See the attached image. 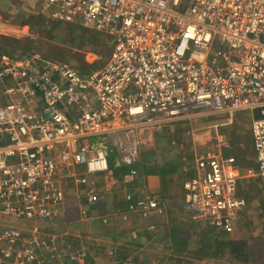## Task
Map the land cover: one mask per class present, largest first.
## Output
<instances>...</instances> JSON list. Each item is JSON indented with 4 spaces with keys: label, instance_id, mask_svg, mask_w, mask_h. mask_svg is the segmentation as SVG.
<instances>
[{
    "label": "built area",
    "instance_id": "obj_1",
    "mask_svg": "<svg viewBox=\"0 0 264 264\" xmlns=\"http://www.w3.org/2000/svg\"><path fill=\"white\" fill-rule=\"evenodd\" d=\"M39 1L47 18L78 19L106 36L111 51L87 74L38 53L1 56L0 264H46L56 238L34 223L58 217L64 178L88 207L120 184L127 214L162 216V199H136L130 187L142 144L179 120L244 111L256 163L245 176L259 179L264 204V0ZM19 29L0 18L1 38ZM217 142L194 150L182 208L195 224L230 234L246 205L237 186L245 176L223 154L224 136ZM112 153L125 168L119 176ZM21 219L35 221L32 229L22 233Z\"/></svg>",
    "mask_w": 264,
    "mask_h": 264
},
{
    "label": "rangeland",
    "instance_id": "obj_2",
    "mask_svg": "<svg viewBox=\"0 0 264 264\" xmlns=\"http://www.w3.org/2000/svg\"><path fill=\"white\" fill-rule=\"evenodd\" d=\"M30 16L34 19L28 21ZM38 16L44 18L43 23L36 19ZM0 18L7 28L23 29L24 32L11 31L12 33H7L12 35L8 36L9 39H15L20 44L28 45L31 48L28 54L38 53L43 57L65 61L74 67L82 65V70H85L90 67L92 69L101 68L111 51L109 39L100 34L99 36H102L106 46L102 49V53L91 54L89 52L92 48L91 42L88 41L85 34L89 28L78 19H73L70 22H56L47 18L42 13V5L39 0H0ZM0 42L4 43L1 36ZM93 48L96 47L93 46ZM248 118L244 111H233L229 114L209 115L191 121L179 120L172 123L175 128L173 132H165V136L175 135L176 130L184 134V138L181 140L175 138L178 149L164 148L163 144H160L162 149H154L153 146L158 147V144L153 145V140L150 139V145L148 141L142 144L140 160L150 161L149 165L153 168L157 167V159L169 156L168 153L170 156L177 155L187 158L186 163H183L185 166L181 164L184 166L182 169L177 170V166L167 167L169 173L166 177L168 178L163 182L166 194L160 196L165 203V212L161 217L155 218V216L145 220L136 214H127L125 208L121 207L123 188L120 184H117L110 194L101 192L99 200L93 205L94 209H87L85 196L82 193L83 189L75 187L70 178H64L65 199L58 217L52 221L36 220V222L21 219L20 224L27 229H22L24 227H20L17 221L16 226L22 231H29L32 229V224L29 222H35L34 224L41 234L54 235L56 238L54 251L42 254L46 264H68L70 261H67V258L72 255L82 264H122L125 259L131 257L136 260V264H143L140 256H136V251L131 246L133 244L141 245L139 252H143L146 256L144 264H158L163 256L169 258V252H165L164 245L169 241L172 228L176 230L177 237L191 243L189 250L198 246L202 241L201 234L204 232H207L205 235L214 240L223 233L195 224H190L187 228L186 224L189 223L191 214H186L182 208V183L189 176L192 168L193 150L197 151L213 145L216 135L222 134L221 130L224 132L225 138L222 145L223 154L233 156L237 164L248 156L252 157L254 150L249 137ZM217 122L223 123L219 130L213 127ZM158 134L162 136L163 130ZM157 150L162 151L155 152ZM173 168L174 170H172ZM251 170L255 174L254 166ZM153 174L156 175L151 173V175ZM173 174L174 178L170 179ZM140 181L138 177L130 190L135 191V188L140 185ZM97 183V188H100V181L98 180ZM237 186L238 190L240 186L245 196L242 198L246 205L238 215L233 231L225 236L244 241L247 251L242 252L241 257L232 259L227 256L228 254L219 258L217 256L219 253L214 250H211L212 252L209 253L212 255H209L204 249L201 253L206 258L202 257L198 262L190 258L187 264H264V215L259 179L256 176H245L239 179ZM79 206L81 210H77L80 208ZM82 209H84V213H82ZM124 215L126 219L122 218ZM104 219H106L105 223H103ZM148 222L155 225V231L151 233L153 239L146 238ZM184 226L186 228H183ZM130 243L133 244L130 245ZM56 253L59 254L58 257ZM153 254H157V256H153ZM51 255H55L52 260ZM166 258L164 261L171 263L170 258Z\"/></svg>",
    "mask_w": 264,
    "mask_h": 264
},
{
    "label": "trees",
    "instance_id": "obj_3",
    "mask_svg": "<svg viewBox=\"0 0 264 264\" xmlns=\"http://www.w3.org/2000/svg\"><path fill=\"white\" fill-rule=\"evenodd\" d=\"M33 19H34V17L30 16L28 21L33 20ZM36 19L38 21L40 20L41 23H43L42 22L44 20L43 17L38 16V18H36ZM85 34H86V37L88 38V41L91 42V46H92V48L90 46H88L89 48H91V50L89 52L95 53V54L102 53V49L105 48V46H106L105 42H103L102 36H99L100 35L99 33L94 32L90 29H87ZM2 40L4 43L2 45L0 44V57L2 55H7V56L13 58L15 55H18V58H20L22 54L30 53L29 50H31V48L28 47V45L20 44L19 42L15 41V39H9V37H2ZM93 46H95L96 48H93ZM251 142H252V140H251ZM252 147H253V142H252ZM224 155L225 156H231V155L225 154V153H224ZM139 164H138V166H139ZM109 165H110V168L113 169L114 174L116 176H119L120 173H122L125 170V168L121 167V166L115 167L112 157L110 158V164ZM141 165H142V167H141L142 173L145 174V172H146L145 167L143 164H141ZM237 165L240 168L242 173H245L247 171V169L252 168L253 166H254L255 172H256V165H255L254 160L251 159V156H248L247 158H245L242 162L238 163ZM156 170L158 172V169H156ZM161 172H162V169H160V174H161ZM238 195L245 198L240 186H239V190H238ZM262 202H263V200H262ZM125 206L126 205L123 202L121 204V207L123 208ZM263 208H264V204H263ZM92 209H94V208H92ZM188 221H189V223L186 224L187 228L189 227L190 224L191 225L195 224L191 218H189ZM195 225H197V224H195ZM183 228H186V227L184 226ZM175 232H176V230H174L173 228L170 230L169 241L166 245H164L166 247L165 252H169V258L170 259L163 256L158 261V264H187L190 258H192V260L198 262L199 260L202 259V257H205L201 253V251L204 249L206 250V253L212 252L211 250L217 251L219 253V255H217L219 258H221V256H223L225 254H228L227 256H229L232 259H235L236 257H241L242 252H244L245 250L247 251V249L245 247L246 243L242 240L229 238V237L225 236L226 235L225 233L220 234L214 240H211L210 237L205 235L207 232H204L203 234H201L202 235V241L198 244V246L196 245V247H193L194 249L189 250L191 243H189L188 241L181 240L179 237L176 236ZM145 234H147L146 235L147 239H153V235L150 232H145ZM211 236H212V234H211ZM131 244H133V243H130V245ZM133 245H131V246L134 247V250L136 251V253H135L136 256H140V259H142V261H143L142 263L144 264L145 263L144 259H146V256H144L143 252H141V253L139 252L141 245H139V244H133ZM209 255H212V253H209ZM209 255H207V256L213 257V256H209ZM153 256H157V254H153ZM165 258L171 260V263H166L164 261ZM67 259H68L67 261H70L68 264H74V263L80 264L78 262V259H76L75 256H73V255H72V257L67 258ZM135 262H136V260L134 258L132 259V257H131L129 259H125L122 264H136ZM84 264H87V263H84ZM137 264H141V263H137Z\"/></svg>",
    "mask_w": 264,
    "mask_h": 264
},
{
    "label": "crops",
    "instance_id": "obj_4",
    "mask_svg": "<svg viewBox=\"0 0 264 264\" xmlns=\"http://www.w3.org/2000/svg\"><path fill=\"white\" fill-rule=\"evenodd\" d=\"M104 36V35H103ZM106 37V36H105ZM91 54H95V53H91ZM109 57V56H108ZM87 60V59H86ZM88 61V60H87ZM83 62V61H82ZM86 63V62H85ZM86 64H88V66H91V65H89V63H86ZM78 70H80V72L82 73V74H87L91 69H92V67H90V68H87V69H85V70H82V65L80 66V67H76ZM21 99V98H20ZM215 125H213V127L217 130H219L220 128H221V126H222V122H217V123H214ZM248 127H249V122H248ZM161 130H163V135L162 136H160L159 134H158V132L159 131H161ZM173 130H175V128L173 127V125H172V123H169V124H165V125H163L162 126V128L158 131V132H153L152 134H151V137H150V140H153V145H155L156 143L158 144V147L157 146H153L154 147V149H162V147L160 146V144L162 145H164V148H175V149H178L177 148V146H176V139H178V140H181L182 138H184L183 136H184V134L183 133H180L178 130H176L175 131V135H168V136H165L166 135V133L165 132H173ZM221 132H222V134H217L216 135V137L214 138L215 139V142L213 143V146H215L216 147V145H217V138L218 137H222L223 135H224V132L221 130ZM249 137L251 138V136H250V133H249ZM176 138V139H175ZM252 140V139H251ZM160 141H161V143H160ZM148 144H149V140H148ZM150 145V144H149ZM212 146V145H211ZM157 147V148H156ZM143 148V147H142ZM145 148V147H144ZM254 150V149H253ZM162 150H160V151H155V152H161ZM171 151H174V150H171ZM194 151V150H193ZM153 153V152H152ZM143 154V153H142ZM146 155V154H145ZM144 155V156H145ZM168 155L169 156H167V157H164V158H160V159H157V161L156 162H158L157 163V167H151L150 165H149V162L150 161H146L145 159H141L140 160V164H139V166H138V170H139V173H138V177L140 178V185H138V187L137 188H135V197H136V199H138V198H140V197H144V196H146V195H152V196H154V197H156V198H160V199H162L160 196H163V195H165L166 194V192H165V190L163 189V182H165L166 181V179L168 178V177H166L167 176V174L169 173V171H167V167H172V166H177V170L180 168V169H182V168H184V162L186 163V160H187V158H185L184 156H177V155H172V156H170V153H168ZM157 156V155H156ZM112 157V159H113V162H114V165H115V167H119L120 165H118L117 164V157L115 156V154L114 153H112L111 155H110V158ZM151 157V156H150ZM149 157V158H150ZM192 157H193V155H192ZM173 158V159H172ZM251 159H253L254 160V162H255V153H253V155H252V157H251ZM192 163H193V160H192ZM141 164H143L144 165V167H145V170H146V172H145V174H143L142 173V170H141V167H142V165ZM166 164V165H165ZM181 164H183V165H181ZM256 164V163H255ZM183 166V167H182ZM153 168V169H152ZM156 169H158V172H157V170ZM160 169H162V172H161V174H160ZM153 170V171H152ZM172 170H174V168L172 169ZM192 170H193V167L191 168V170H190V172H189V176H191V174H192ZM248 170H251V168H249ZM151 173H155L156 175H151ZM170 175V174H169ZM168 175V176H169ZM189 176H187V177H189ZM174 178V174L170 177V179H173ZM161 186H162V188H161ZM113 192V191H112ZM112 192H110V193H112ZM110 193H107V194H110ZM124 202V201H123ZM86 203V202H85ZM113 204V203H112ZM125 204V203H124ZM67 207H68V205H66ZM114 206H116V203H114ZM66 207V208H67ZM80 207V206H79ZM85 207L87 208V209H90V210H92V208L94 207V206H91V207H88L87 205H85ZM125 208V207H124ZM77 210H81V207L80 208H78ZM82 213H84V209H82ZM158 217H161V216H156L155 218H158ZM80 221H82V219L80 218ZM61 222V221H60ZM22 225L20 224V227H21ZM22 227H24V226H22ZM22 229H27V227H24V228H22ZM22 229H21V232L22 233H25V232H27V231H22Z\"/></svg>",
    "mask_w": 264,
    "mask_h": 264
},
{
    "label": "water",
    "instance_id": "obj_5",
    "mask_svg": "<svg viewBox=\"0 0 264 264\" xmlns=\"http://www.w3.org/2000/svg\"><path fill=\"white\" fill-rule=\"evenodd\" d=\"M0 44L2 45L3 43H2V42H0Z\"/></svg>",
    "mask_w": 264,
    "mask_h": 264
},
{
    "label": "clouds",
    "instance_id": "obj_6",
    "mask_svg": "<svg viewBox=\"0 0 264 264\" xmlns=\"http://www.w3.org/2000/svg\"><path fill=\"white\" fill-rule=\"evenodd\" d=\"M72 257V256H71ZM77 259V258H76ZM81 264V263H80Z\"/></svg>",
    "mask_w": 264,
    "mask_h": 264
}]
</instances>
